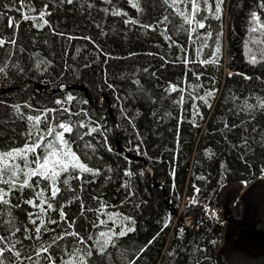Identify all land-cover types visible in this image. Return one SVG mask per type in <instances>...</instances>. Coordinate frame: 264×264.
I'll return each mask as SVG.
<instances>
[{
    "label": "trees",
    "instance_id": "obj_1",
    "mask_svg": "<svg viewBox=\"0 0 264 264\" xmlns=\"http://www.w3.org/2000/svg\"><path fill=\"white\" fill-rule=\"evenodd\" d=\"M6 2L11 0H0V31L11 35L12 29L7 27L4 13L7 11V15L16 19H19V13L3 9ZM33 2L39 10L45 0ZM89 2L96 6L89 9ZM47 3L51 9L48 17L51 27L36 29L31 26V21H21L17 42L11 46L14 54L8 63L19 61L24 71L21 73L10 67L7 77L0 74V101L4 102L0 103V122L8 121L7 125L0 123V146L10 145L9 137L22 142L16 133L25 125L12 115L11 104L31 98V102L38 106H54L52 102L57 97L72 93L77 97L76 107H86L96 117L103 115L112 128L108 135L114 151H100L104 162L112 166L111 174L104 173L111 175V180L105 183L103 178H98L87 185L83 196L86 208L96 207L90 197L99 192L109 205H116L121 212L135 217L136 231L118 241L119 246L128 249L129 253L156 236L133 264H226L216 254L219 236L212 234L208 223L198 215L204 203L216 206V196L226 182H248L261 176L260 170L264 167V113H251L255 119H249L250 113L241 110L245 97L249 102L255 101L253 93L264 97V62L250 63L245 59L243 47L247 18L256 0H224L222 20L207 22L209 30L214 33L223 25L222 56L218 66L171 63L178 52L175 46L170 50L168 42L157 30L142 29L139 24L126 25L123 23L126 17L104 12L102 9L109 7L104 0H73L72 4L47 0ZM111 4L123 8L129 16L138 17L142 23L159 19L165 8L162 0H142L146 9L144 13H137L126 0H111ZM168 11L171 30L173 25H179L180 20L171 16V9ZM173 39L177 36L173 35ZM179 40L187 43L192 53L190 59L195 61L196 46L186 42L184 33H180ZM214 43V36L210 37L209 47L204 49L201 58L207 59L211 55ZM8 47L7 44L4 46L5 49ZM105 52L111 56H105ZM6 59L4 49H0V63ZM37 60H51L52 63L47 67L44 63L36 66ZM161 64H164L163 68ZM229 71L246 74L251 79L246 80L242 75L229 77L226 75ZM193 73H197L198 78ZM137 78L140 86L134 83ZM169 81L182 82L193 96L203 95L206 89L215 87L217 91L211 98V107L196 100L199 114L193 117L192 98L187 94L184 104L174 106L172 100L178 94L165 95ZM35 84H45L48 88L37 89ZM60 84L79 87L50 91ZM108 84L115 88H109ZM192 85L201 87L193 90ZM117 95L121 100H116ZM124 96L128 99L124 100ZM153 96L155 101L151 99ZM161 96H164L163 100ZM232 96L237 99L233 101ZM85 99L87 105L78 104L79 100ZM121 106L132 118L131 123L121 115ZM233 124L237 127L233 128ZM116 142L121 151L115 149ZM125 167L131 168L136 175L127 178L123 172ZM140 170H143L142 174ZM124 179L131 180L134 196L129 197L132 203L120 205V200L127 194V189L121 187ZM193 185L200 189L196 194L198 203L190 205L187 201L179 212L181 199L193 197ZM68 195L66 192L58 194L57 206ZM137 203H140L139 208L135 207ZM66 210L70 216H77L75 227L81 231L83 226L82 235L96 231L77 215L78 203L66 205ZM166 214L170 216V223L165 227L162 220ZM15 215L21 224L26 222L23 210H17ZM85 215L88 221L94 219L92 213L86 212ZM189 215L193 216L198 227L182 221L181 217ZM24 243L27 246L29 242ZM63 243L70 245L71 238H66ZM173 250L174 254L169 255ZM112 251L115 259V250ZM90 264H105V261L102 256L94 254Z\"/></svg>",
    "mask_w": 264,
    "mask_h": 264
},
{
    "label": "snow or ice",
    "instance_id": "obj_2",
    "mask_svg": "<svg viewBox=\"0 0 264 264\" xmlns=\"http://www.w3.org/2000/svg\"><path fill=\"white\" fill-rule=\"evenodd\" d=\"M64 2L72 4L73 0H60V3ZM126 2L136 9L137 13L146 11L142 6V0H126ZM162 3L165 5L164 14L151 23H142L138 17L129 16L123 8L111 4V0H104V4L109 7H104L102 10L106 13L111 11L115 16L126 17L123 19L126 25L139 24L142 29L157 30L163 40L168 42L170 50L173 46L178 49L176 58L171 61L173 64L182 63L187 66L190 63H198L218 66L222 56L223 25L221 24L219 31L214 33L209 30L210 25L207 22L210 19L222 20L224 0H162ZM87 6L91 9L96 5L89 2ZM152 7L155 5L153 4ZM3 9L19 13V19H16L12 15H7L5 11L4 18L7 20V27L12 29V32L11 35H6L0 31V49H4L7 57L3 63H0V74L7 77L10 67L18 69L21 73L24 71L19 66V61L8 63L14 54L11 46L17 42L21 21H31V26L36 29L51 27V21L48 18L51 15V9L48 7L47 0L39 10L36 9L33 0H11L10 3L3 4ZM169 9H171V16L180 20L179 25H173L171 30L169 29V24L172 23L169 18ZM262 13H264V0H256V5L247 18L248 23L243 41L245 59L252 64L264 62ZM52 31L55 32V29ZM180 33L185 34L186 42L196 46L195 61L190 59L192 53L187 43L180 42ZM173 35L177 36V39H173ZM213 36L215 43L214 47H211V55L203 59L201 55L204 49L209 47V38ZM84 38L91 39V37ZM6 44L9 46L7 49L4 48ZM20 51L23 52L24 48L21 47ZM149 54L159 55V53ZM31 55L35 56L36 53ZM104 55L110 57L111 53L105 52ZM129 55L134 54L129 53ZM164 59L167 63L166 58ZM41 63L47 67L52 61L37 60L36 66ZM163 67L164 64H161V68ZM193 75L198 78L197 73ZM226 75L229 77L242 75L246 80L251 79L246 74L231 71ZM134 83L140 86L138 78ZM59 87L63 89L65 86L61 84ZM108 87L115 88L112 84H108ZM199 87L201 86L192 85L193 90ZM216 91L215 87H211L206 89L203 95L193 96L182 82L169 81L165 95L177 93V98L172 100V104L179 106L184 104L185 94H187L192 98L191 115L195 117L199 114V105L195 101L199 100L211 107V98ZM252 95L255 96L254 102H249L248 97L242 101L243 109L241 110L250 113L249 119H255L251 113H264V97L255 95V93ZM123 99L127 100L128 96H124ZM151 99L155 101L156 97L153 96ZM160 99L163 100L164 96ZM236 99V96H232L233 101ZM116 100H121V96L117 95ZM74 102H77V97L68 92L57 97L52 102L54 106H38L31 102V98L9 106L12 115L25 127L16 133L22 142L9 137L11 144L0 146V232L4 233L0 234V264H90L94 254L102 256L105 264H117V261L120 264H133L156 238L153 236L138 250L129 253L128 249L119 246L118 241L121 237H126L128 233L136 231L135 217L121 212L116 205H109L103 193L99 192H95L90 197L96 203V207L86 208L83 196L87 185L96 182L98 178H103L105 183L111 180V175H104V173L111 174L112 166L104 162L100 151L101 149H106L107 152L114 151L108 135L112 128L108 126L103 115L96 117L95 113L88 108L76 107ZM0 103L4 102L0 101ZM78 104L87 105L88 101L79 100ZM120 112L122 116L129 119L130 123L132 122V118L127 116L123 106L120 107ZM170 114L165 113V115ZM180 119L183 117L181 116ZM0 123L7 125L8 121ZM192 123L195 125V120ZM225 126L227 127V124ZM132 127L135 128L134 123ZM232 127L235 128L237 125L233 124ZM10 130L16 132L15 128ZM255 130L254 128L253 131ZM123 172L127 178L136 175L129 167H125ZM140 173L142 174L143 170H140ZM260 175L264 177V167L261 168ZM242 183H247V181H242ZM121 187L127 189V194L124 199L120 200V205L132 203L129 199L134 196L131 180L124 179ZM193 189V197L188 201L190 205L198 203L196 194L200 189L195 185ZM62 192L68 193V198L57 206V196ZM73 202L78 203L79 213L77 215L82 216L86 224L90 223L91 228L96 229L95 232H86L82 235L83 226L81 231L76 229L77 216H70L66 210V205H71ZM25 205L28 207L23 208ZM135 207L139 208L140 203H137ZM110 208L113 210H109ZM203 209L205 215L216 216V210L209 208L207 203L203 204ZM17 210L24 211L25 223L21 224L15 215ZM86 212L93 214L92 221H88ZM169 223L170 216L166 214L162 224L166 227ZM180 231L182 232L183 228ZM156 235L158 236L159 233ZM66 238H71L70 245L63 243ZM25 241L29 242L27 246ZM168 254L173 255L174 250Z\"/></svg>",
    "mask_w": 264,
    "mask_h": 264
},
{
    "label": "water",
    "instance_id": "obj_3",
    "mask_svg": "<svg viewBox=\"0 0 264 264\" xmlns=\"http://www.w3.org/2000/svg\"><path fill=\"white\" fill-rule=\"evenodd\" d=\"M63 85V89L79 87ZM35 87L48 88L45 84H35ZM59 90H62L59 86L50 89L51 92ZM115 149L121 151L118 142ZM129 157L133 158L131 155ZM153 184L157 183L154 181ZM160 184L164 189V184ZM243 184L229 181L216 196L215 202L221 208L224 222V233L216 254L226 264H264V177ZM236 198L240 202L238 216H235L231 205Z\"/></svg>",
    "mask_w": 264,
    "mask_h": 264
},
{
    "label": "rangeland",
    "instance_id": "obj_4",
    "mask_svg": "<svg viewBox=\"0 0 264 264\" xmlns=\"http://www.w3.org/2000/svg\"><path fill=\"white\" fill-rule=\"evenodd\" d=\"M1 86V85H0ZM225 184H227V182L225 183ZM224 184V185H225ZM190 198H188V197H186V198H183V199H181V203H180V208L181 209H183V203L185 202V201H187V200H189ZM233 207H234V210H233V212H234V214H235V216H238V214H239V210H240V203L238 202L237 204H234L233 205ZM209 208H211V209H215L216 210V212H218V210H217V206H211L210 205V207ZM203 212H204V209H203ZM202 219L204 220V221H206L209 225H214L219 219H220V217H218V218H213L212 217V219H211V217L210 216H208V215H205L204 213L202 214ZM222 232V230H221V228L218 230V232H216L215 234H220Z\"/></svg>",
    "mask_w": 264,
    "mask_h": 264
},
{
    "label": "built area",
    "instance_id": "obj_5",
    "mask_svg": "<svg viewBox=\"0 0 264 264\" xmlns=\"http://www.w3.org/2000/svg\"><path fill=\"white\" fill-rule=\"evenodd\" d=\"M219 215H218V213L216 212V216L215 217H213V218H217ZM211 219H212V217H211ZM221 224H222V222L221 221H219L217 224H214V225H210V228H211V230H212V232L213 233H216V232H218V230L221 228Z\"/></svg>",
    "mask_w": 264,
    "mask_h": 264
}]
</instances>
